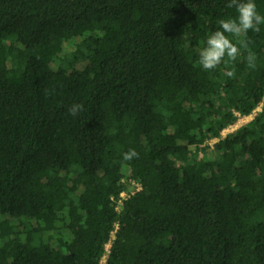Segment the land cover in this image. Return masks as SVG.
<instances>
[{
  "label": "trees",
  "instance_id": "obj_1",
  "mask_svg": "<svg viewBox=\"0 0 264 264\" xmlns=\"http://www.w3.org/2000/svg\"><path fill=\"white\" fill-rule=\"evenodd\" d=\"M228 2L0 0V264H264V24L199 64Z\"/></svg>",
  "mask_w": 264,
  "mask_h": 264
},
{
  "label": "clouds",
  "instance_id": "obj_2",
  "mask_svg": "<svg viewBox=\"0 0 264 264\" xmlns=\"http://www.w3.org/2000/svg\"><path fill=\"white\" fill-rule=\"evenodd\" d=\"M226 7H234L237 15L217 21L218 28L208 36L206 45L199 51V64L204 70L210 71L216 69L222 62L226 65L234 64L243 52H247L245 58L247 66L254 69L257 56L250 48L247 34L250 30L260 31V26L264 24V14L258 11L255 0H229ZM225 74L235 77V67ZM83 110V103H74L69 108V113L76 116ZM138 156L139 153L135 149H130L123 153V160L131 161Z\"/></svg>",
  "mask_w": 264,
  "mask_h": 264
},
{
  "label": "built area",
  "instance_id": "obj_3",
  "mask_svg": "<svg viewBox=\"0 0 264 264\" xmlns=\"http://www.w3.org/2000/svg\"><path fill=\"white\" fill-rule=\"evenodd\" d=\"M261 110V105L257 106L250 114L248 115H241L239 112H236L237 114V120L232 123V124H229L226 128H224L222 131H221V136H214V137H211L209 139H207V141L205 142V144H208L209 146L211 147H214V144L216 142L219 141V139L221 137H225L226 135H228L229 133L235 131L238 127L242 126L243 124H246L249 120H251L255 114ZM247 118L249 120H247ZM123 181L125 182L127 188L124 189L116 203H115V209L116 210H119L120 206L123 204V202L128 199L131 195L135 194L136 192L140 191L143 189V184L136 180V179H123ZM117 224L115 226V229H117ZM115 231H113V235H112V239L115 237L114 235ZM112 239L107 243L106 245V253L104 254V256L101 258V262L100 264H105L106 263V260H107V257H108V252H109V248L111 246V242H112Z\"/></svg>",
  "mask_w": 264,
  "mask_h": 264
},
{
  "label": "rangeland",
  "instance_id": "obj_4",
  "mask_svg": "<svg viewBox=\"0 0 264 264\" xmlns=\"http://www.w3.org/2000/svg\"><path fill=\"white\" fill-rule=\"evenodd\" d=\"M247 120H249V119L247 118ZM249 121H250V120H249ZM249 121H248V122H249ZM210 147H211V146H210ZM211 148H212V147H211Z\"/></svg>",
  "mask_w": 264,
  "mask_h": 264
}]
</instances>
